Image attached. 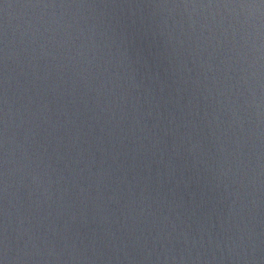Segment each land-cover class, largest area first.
Listing matches in <instances>:
<instances>
[{
	"label": "water",
	"instance_id": "obj_1",
	"mask_svg": "<svg viewBox=\"0 0 264 264\" xmlns=\"http://www.w3.org/2000/svg\"><path fill=\"white\" fill-rule=\"evenodd\" d=\"M0 264H264V0H0Z\"/></svg>",
	"mask_w": 264,
	"mask_h": 264
}]
</instances>
